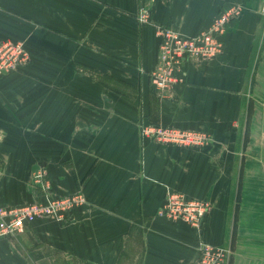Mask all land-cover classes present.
<instances>
[{"label":"crops","instance_id":"obj_1","mask_svg":"<svg viewBox=\"0 0 264 264\" xmlns=\"http://www.w3.org/2000/svg\"><path fill=\"white\" fill-rule=\"evenodd\" d=\"M263 4L0 0V40L23 42L31 56L0 77V208L38 201L30 176L42 167L54 194L87 200L65 223L39 220L0 239V264H193L201 241L228 248L234 217L245 216L235 213L238 179L241 208L264 186V160L254 156L264 155V103L247 88ZM231 8L241 15L223 54L186 64L182 82L158 94L155 25L194 36ZM142 9L152 25L137 21ZM141 124L210 132L214 143H156ZM169 191L211 202L200 232L158 215Z\"/></svg>","mask_w":264,"mask_h":264},{"label":"built area","instance_id":"obj_2","mask_svg":"<svg viewBox=\"0 0 264 264\" xmlns=\"http://www.w3.org/2000/svg\"><path fill=\"white\" fill-rule=\"evenodd\" d=\"M264 15V4L262 6ZM241 15L240 8L227 9L205 30L188 36L168 27L155 25L160 41L157 65L151 74L155 91L162 94L183 80L186 64L205 63L218 59L224 52V36L228 26ZM141 25H152L151 14L142 9L137 15ZM31 56L23 42L0 40V77L29 66ZM143 139L184 148L201 149L214 143L210 132H194L174 128L140 125ZM30 183L38 189L39 200L21 207L0 208V239H12L24 232L35 221L65 223L70 214L87 205L83 192L71 196L53 193L49 172L38 168L30 176ZM212 210L208 200H191L184 194L167 192L158 215L173 221H183L197 231ZM198 257L193 264H229L233 256L228 247H216L204 241L199 243Z\"/></svg>","mask_w":264,"mask_h":264},{"label":"rangeland","instance_id":"obj_3","mask_svg":"<svg viewBox=\"0 0 264 264\" xmlns=\"http://www.w3.org/2000/svg\"><path fill=\"white\" fill-rule=\"evenodd\" d=\"M247 88L251 97L259 101L262 100L264 103V20L260 27L249 67ZM262 143L264 144V140ZM254 156L259 157L262 161L264 160L263 154H254ZM257 176H259V173L257 174L254 171L253 178ZM238 182L239 184L234 187L235 213L240 212L245 216L234 217L233 219V227L228 246L232 250L233 256L229 264H235L233 263V258L235 257L238 258L237 264H264V186L254 187L253 199L255 202L250 205L249 200H247L244 202L246 203L244 208H241V205L243 206L241 200L244 197L242 193L243 187L241 186L242 179H238ZM30 185L32 186V183ZM33 188L38 192L36 187ZM247 189L249 190L251 187H247ZM260 196L262 198V204L255 200ZM238 226L239 232L236 230ZM240 226L243 227L240 228ZM251 227L253 231H251Z\"/></svg>","mask_w":264,"mask_h":264},{"label":"water","instance_id":"obj_4","mask_svg":"<svg viewBox=\"0 0 264 264\" xmlns=\"http://www.w3.org/2000/svg\"><path fill=\"white\" fill-rule=\"evenodd\" d=\"M203 222L201 223V226H202Z\"/></svg>","mask_w":264,"mask_h":264}]
</instances>
